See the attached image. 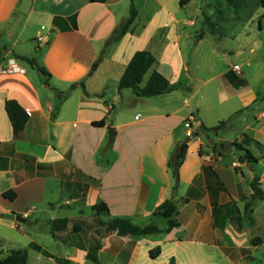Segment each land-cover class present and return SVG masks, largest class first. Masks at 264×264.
I'll use <instances>...</instances> for the list:
<instances>
[{"label": "crops", "instance_id": "obj_1", "mask_svg": "<svg viewBox=\"0 0 264 264\" xmlns=\"http://www.w3.org/2000/svg\"><path fill=\"white\" fill-rule=\"evenodd\" d=\"M132 2L33 0L30 12L23 14V0H0V70L12 59L22 70L0 73V247L8 231L21 232L17 216L58 239L70 230L82 231L77 222L98 225L103 216L166 229L168 222L160 227L161 217L153 214L166 201H174L180 227L142 239L112 233L95 249L99 263L169 264L173 259L175 264H263L264 240L252 246L251 237L254 231L264 237V220L259 222L253 209L252 223L245 215L253 195L251 183L259 179L264 192V174L261 179L247 177L246 171L253 170L247 162H236L241 169L236 171L227 162L231 149L214 150L231 144L220 137L223 131H201L237 114L236 104L245 100L249 85L237 87L228 80L230 72L245 78L234 71L238 65L233 66L218 45L203 64L188 61L186 52L197 59L203 39L187 45L182 41L177 14L167 0H155L158 9L144 20L138 12L131 31L115 39L130 16ZM142 51L156 58L143 86L157 71L177 90L139 98L131 90L119 89L128 64ZM81 83L85 89L77 87L62 99L60 93ZM8 100L18 102L29 114L18 136L6 112ZM262 116L248 125L260 144ZM188 122L193 127L191 138ZM186 140L190 141L175 189L169 160ZM7 192L16 198H5ZM67 195L71 201L63 199ZM100 204L108 207L109 214L94 213L93 207ZM65 207L71 209L68 215L56 214ZM84 207L92 212L88 220L69 215H83ZM237 217L244 219L241 230ZM247 230L251 237L243 240ZM33 244L41 251L32 249ZM29 248L42 256L38 264H83L92 253L76 249L60 259L35 242ZM157 248L160 253L152 259L150 252Z\"/></svg>", "mask_w": 264, "mask_h": 264}, {"label": "rangeland", "instance_id": "obj_2", "mask_svg": "<svg viewBox=\"0 0 264 264\" xmlns=\"http://www.w3.org/2000/svg\"><path fill=\"white\" fill-rule=\"evenodd\" d=\"M133 3L139 12L140 20L152 16L158 9V4L155 0H133ZM167 4L177 14L181 39L186 45L188 41L197 43V39L204 34V38L201 40L203 45L197 59L193 60L191 53L186 52V57H188L190 63L203 64L208 58L211 48L214 45H218L217 50L221 47L223 52L228 54L227 57L230 58L233 66L238 65L240 67L241 74L248 82L249 87L245 100L236 104L239 112L233 116V120L227 129L222 130L223 132L221 131L220 137L226 143L235 141L241 143L242 141L237 140L245 136L254 138L255 135L248 129V125L258 119L262 113V118H264V10L252 6L248 10L238 9L232 12L227 6H224V14L219 17L215 15V9L212 7L210 0H192L184 8H180L179 0H167ZM213 30L216 35L211 33ZM223 56L225 55L221 57ZM200 72L203 75L208 73L205 69L200 70ZM222 121L226 122L228 118H223ZM262 139L263 142L261 143L264 146V136H262ZM251 150L254 156L259 159V163L252 164V174L250 169H248L246 175L247 177L253 175V177L261 179L264 174V148L255 147ZM244 154V152H239L232 148L227 156V162H229L230 166L238 168L236 171H239L240 167L237 163L241 162L240 159L244 157ZM63 199L71 201L70 195L65 196ZM73 207L78 209L77 205ZM252 209L255 212L256 219L262 223L264 220V200L254 204ZM70 210L67 207L59 208L56 214L65 217ZM83 211V215L77 212L69 215L79 221H81V216H83V221L88 220L92 214L91 209L84 207ZM250 216V212H247L245 219L250 221ZM103 219L104 221L97 220L98 225L95 221L90 225L84 222L81 224L77 222L76 224L80 225L83 230H70L67 237H62L59 240H55L49 233L36 230L30 221L20 224L21 232L8 231V237L4 241V245L0 247V260L11 249H26L30 256L28 264H38L37 259L42 256L29 248L32 242L39 244L53 256L60 259L65 258L68 254H74L76 249L81 253L92 252L96 255L95 249L112 234L106 229V223L109 222V218L103 216ZM166 224V219L160 218L158 220L160 227H165ZM95 228H98V233L94 232ZM251 233V230H247L243 235V240L250 238ZM262 240H264L262 234L254 231L251 237V245L254 246L261 243ZM262 261L264 264V259ZM51 264H55V262ZM83 264L95 263L85 260Z\"/></svg>", "mask_w": 264, "mask_h": 264}, {"label": "trees", "instance_id": "obj_3", "mask_svg": "<svg viewBox=\"0 0 264 264\" xmlns=\"http://www.w3.org/2000/svg\"><path fill=\"white\" fill-rule=\"evenodd\" d=\"M92 2H106L107 0H91ZM212 7L215 9V15L221 17L224 14L223 7L227 6L232 12L242 9L248 10L250 7L261 8L264 10V0H210ZM192 0H180V6L182 8L188 6ZM138 18V11L136 10L134 3L132 2L130 16L126 23L119 30L118 35L115 39L119 40L124 37L127 33H129L134 26L136 20ZM213 35H216V32L213 30L211 32ZM204 38V34L197 39L196 42H199ZM31 65L37 66V63L34 59L27 60ZM156 64V58L150 53L146 51L137 52L130 63L127 66V69L122 76L119 84L120 90H131L133 91L137 97L139 98H153L161 95L169 94L178 89V86H173L170 82L159 72L153 71L151 76L149 77L147 83L143 86L145 82V78L148 73L153 69ZM39 71L45 75L49 76L45 69L38 68ZM228 80L236 85L237 87H247L248 82L246 79H240L234 75V73L230 72L227 74ZM77 87L84 88V84H76L73 85L70 91L66 93H60L62 99H67L71 92L75 90ZM87 97H95L89 95L85 92ZM6 112L11 121L13 132L15 136L20 135L29 120L28 112L22 108L18 102L14 100H8L5 104ZM55 117V116H54ZM54 119V118H53ZM233 117L230 118L226 122H220L216 127L207 129L202 127L201 131L209 132V133H219L222 130L226 129L230 123L232 122ZM100 125V124H98ZM256 145L259 148H264L262 144L254 140L249 136H245L242 139V142H233L231 144H221L219 147L214 148L215 151L219 150L220 153L224 151H228L232 148L236 149L239 152H244V157H241V162H247L249 164H257L259 159H257L251 151V146ZM188 145L186 143L177 145L174 149L173 153L170 156L169 160V169L172 172V175L176 182L175 189L178 188L180 182V167L183 163V160L187 153ZM259 179L255 178L251 183V187L253 190V195L251 196V202L246 207V212H252V206L254 202L259 200H264V192L261 190L259 186ZM4 197L10 200H14L16 195L13 192H7L4 194ZM94 213L96 215H104L109 214L108 207L104 204L96 205L93 207ZM179 207L174 201H166L162 204L157 210L154 212L155 217H161L167 220L168 227L166 229H161L154 224H150L146 227H140L135 225L132 221L123 218H109V222L106 223V229L108 232L117 233L120 237H132L134 239H142L154 235H159L162 233H170L173 229L180 227V223L178 221L179 217ZM238 228L241 230L244 219L241 217L235 218ZM252 219L250 223H252ZM50 235L55 239L59 240L54 233L50 232ZM32 249L36 251H41V248L37 245L33 244L31 246ZM160 253V249L152 250L150 252V256L152 259H156ZM44 254L49 257V254L44 252ZM88 259L95 264H100L97 257L93 253L88 254ZM29 262V252L26 249L20 250H10L7 254L0 260V264H28ZM169 264H175V260H171Z\"/></svg>", "mask_w": 264, "mask_h": 264}, {"label": "built area", "instance_id": "obj_4", "mask_svg": "<svg viewBox=\"0 0 264 264\" xmlns=\"http://www.w3.org/2000/svg\"><path fill=\"white\" fill-rule=\"evenodd\" d=\"M234 71L237 72L238 74H241V70L238 66L234 67ZM22 72L21 68L18 66L17 62L15 60H10L9 65L6 69L0 70V73L3 74H12V73H19ZM186 128L188 129V137L191 138L193 137V127L191 125V122H188L186 124ZM69 202H66V205H69Z\"/></svg>", "mask_w": 264, "mask_h": 264}, {"label": "water", "instance_id": "obj_5", "mask_svg": "<svg viewBox=\"0 0 264 264\" xmlns=\"http://www.w3.org/2000/svg\"><path fill=\"white\" fill-rule=\"evenodd\" d=\"M32 2H33V0H23L22 7H21V12L23 14H28L30 12V9L32 7ZM189 141L190 140H186L185 143L187 144ZM174 195H176V192ZM15 219L20 224L27 223V219L25 217L17 216Z\"/></svg>", "mask_w": 264, "mask_h": 264}]
</instances>
